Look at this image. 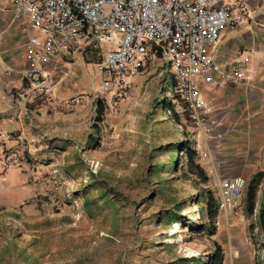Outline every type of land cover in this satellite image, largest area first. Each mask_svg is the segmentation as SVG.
<instances>
[{"label":"rangeland","instance_id":"374dc122","mask_svg":"<svg viewBox=\"0 0 264 264\" xmlns=\"http://www.w3.org/2000/svg\"><path fill=\"white\" fill-rule=\"evenodd\" d=\"M174 98L170 73L150 59L120 91L61 111L46 148L3 150L0 264H264V177L253 212L247 204L249 181L264 172V139L258 149L250 139L194 149L204 134L174 114ZM190 149L203 175L190 168ZM235 174L247 180L243 208L226 213L219 178Z\"/></svg>","mask_w":264,"mask_h":264},{"label":"built area","instance_id":"2783aa9c","mask_svg":"<svg viewBox=\"0 0 264 264\" xmlns=\"http://www.w3.org/2000/svg\"><path fill=\"white\" fill-rule=\"evenodd\" d=\"M3 1L31 32L24 46L29 57L25 86L16 96L42 97L58 113H73L120 91L150 59H158L171 75L174 108L208 136L214 105L204 96L203 83L215 87L252 79L248 55L223 63L217 54L223 32L251 17L247 0ZM76 52L95 64L98 83L63 97L51 65ZM200 156L205 161L209 152L201 150ZM218 186L219 207L226 213L242 210L246 177L223 176Z\"/></svg>","mask_w":264,"mask_h":264},{"label":"crops","instance_id":"0c3cea01","mask_svg":"<svg viewBox=\"0 0 264 264\" xmlns=\"http://www.w3.org/2000/svg\"><path fill=\"white\" fill-rule=\"evenodd\" d=\"M247 3L251 17L223 32L217 54L223 63L242 53L248 55L252 79L215 87L203 83V94L214 105L212 132L202 137V143L196 139L194 149H241L245 139L258 149L264 139V0ZM30 34L26 24L16 20L10 6L0 0V155L5 149L46 148L47 134L59 129L58 111L42 97L27 101L16 96L25 86L29 57L24 46ZM91 64L77 52L62 64H52L61 84L59 94L69 97L90 91L94 86L87 82Z\"/></svg>","mask_w":264,"mask_h":264},{"label":"trees","instance_id":"16d2710c","mask_svg":"<svg viewBox=\"0 0 264 264\" xmlns=\"http://www.w3.org/2000/svg\"><path fill=\"white\" fill-rule=\"evenodd\" d=\"M98 105V118H100V116L103 114V102L101 100H98L97 102ZM170 108H172V110L175 113V108L173 105L170 104ZM195 151L193 150H188V157H189V161H190V168L198 173H202V175L204 174V170L200 167L199 164L194 162V157H195ZM264 177V172L263 171H259L256 174H254V176L251 178V180L249 181V185H248V193H247V204H248V210L250 212H253V209L255 207V201H256V195H257V187L258 184L261 182V180ZM204 180L207 179V177L204 175ZM207 213L209 218L211 219V221L214 219L216 213H217V202L216 199L214 198L213 195L209 194L208 198H207ZM261 216L264 220V209L261 213ZM262 224H264V221H262ZM221 263V258L218 260L213 259L212 260V264H220Z\"/></svg>","mask_w":264,"mask_h":264}]
</instances>
